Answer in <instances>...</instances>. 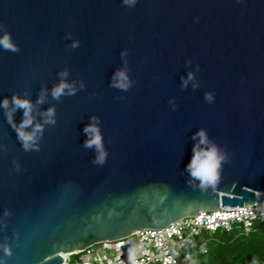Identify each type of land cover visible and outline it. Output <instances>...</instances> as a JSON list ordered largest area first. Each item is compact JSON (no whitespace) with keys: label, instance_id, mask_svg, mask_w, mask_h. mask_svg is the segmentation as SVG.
Segmentation results:
<instances>
[{"label":"water","instance_id":"water-1","mask_svg":"<svg viewBox=\"0 0 264 264\" xmlns=\"http://www.w3.org/2000/svg\"><path fill=\"white\" fill-rule=\"evenodd\" d=\"M0 23L19 49L0 48V101L30 99L43 125L26 151L0 109L2 264H61L199 211L264 203V0H0ZM119 70L127 91L112 86ZM62 79L77 90L56 100ZM90 123L103 164L84 147ZM200 130V147L227 158L206 188L186 170Z\"/></svg>","mask_w":264,"mask_h":264},{"label":"built area","instance_id":"built-area-1","mask_svg":"<svg viewBox=\"0 0 264 264\" xmlns=\"http://www.w3.org/2000/svg\"><path fill=\"white\" fill-rule=\"evenodd\" d=\"M260 220H264V203L199 211L164 229H143L120 240L94 244L61 264H178L189 259L185 249L201 231H230L237 225L246 234Z\"/></svg>","mask_w":264,"mask_h":264},{"label":"clouds","instance_id":"clouds-1","mask_svg":"<svg viewBox=\"0 0 264 264\" xmlns=\"http://www.w3.org/2000/svg\"><path fill=\"white\" fill-rule=\"evenodd\" d=\"M123 3L128 6H134L137 3V0H123ZM4 25L0 23V29H3ZM78 46V42H74L71 47L75 48ZM0 48L6 51L17 52L19 49L13 43L11 39L10 33L7 31L4 32L2 36H0ZM199 68V66H197ZM61 77L67 76V71L60 73ZM194 79V75L192 72L188 73L187 79L183 80V85L186 87L190 80ZM131 82L129 81V77L126 74L125 70H119L115 73L113 77V87L118 88L122 91H127L130 87ZM198 85H193V87H197ZM83 87V85H81ZM76 88L63 79L61 82L54 86L52 89V97L56 100H60V98L64 95H74L76 92ZM212 94L206 93L205 99L209 102L212 101ZM44 94L42 92L40 98L37 101V104L44 102ZM34 105L28 98H22L17 94H13L12 97L4 98L0 101V109L3 110L5 117H7L9 123L12 125L13 129L17 133V139L21 142L23 148L28 151L32 148H37L36 140L39 138L38 134L43 133V125L40 123H36L33 126L34 117L32 115ZM22 110L23 118L20 121L19 125L15 124L13 121V114ZM45 117L44 123L55 125V110L54 108H49L45 113H42ZM93 121H97V117L91 118ZM31 128V131H27V129ZM85 134L89 137L84 142L85 148H95L98 155L93 160V163L103 164L106 159L107 153L104 151L103 146V137L102 134L95 123H90L84 128ZM199 137V143L193 148V156L189 164L186 166V170L189 172L190 176L199 181L201 188L214 186L216 181L219 179L220 170L223 162L226 161V156L223 155L218 148L213 144L211 147L201 148L200 145H206L209 143L207 136L204 130H200L195 134L193 139ZM3 251L5 256L11 255V250L7 247H3ZM0 264H2V259H0Z\"/></svg>","mask_w":264,"mask_h":264},{"label":"trees","instance_id":"trees-1","mask_svg":"<svg viewBox=\"0 0 264 264\" xmlns=\"http://www.w3.org/2000/svg\"><path fill=\"white\" fill-rule=\"evenodd\" d=\"M189 259L178 264H264V220L249 233L237 226L230 231H201L185 249Z\"/></svg>","mask_w":264,"mask_h":264}]
</instances>
